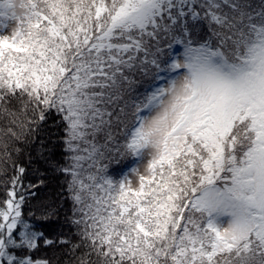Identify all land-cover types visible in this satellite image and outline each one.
Returning <instances> with one entry per match:
<instances>
[{"label": "snow or ice", "instance_id": "snow-or-ice-1", "mask_svg": "<svg viewBox=\"0 0 264 264\" xmlns=\"http://www.w3.org/2000/svg\"><path fill=\"white\" fill-rule=\"evenodd\" d=\"M0 264H264V0H0Z\"/></svg>", "mask_w": 264, "mask_h": 264}, {"label": "trees", "instance_id": "trees-1", "mask_svg": "<svg viewBox=\"0 0 264 264\" xmlns=\"http://www.w3.org/2000/svg\"><path fill=\"white\" fill-rule=\"evenodd\" d=\"M45 196L50 197V198H58L59 196V188L56 186L55 183L49 188L48 190L45 191L44 193Z\"/></svg>", "mask_w": 264, "mask_h": 264}]
</instances>
